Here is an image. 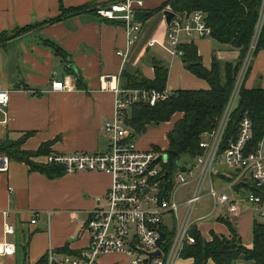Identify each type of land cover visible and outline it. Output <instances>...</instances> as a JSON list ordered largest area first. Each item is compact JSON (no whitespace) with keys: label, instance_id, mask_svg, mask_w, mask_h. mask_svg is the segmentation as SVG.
<instances>
[{"label":"crops","instance_id":"0c3cea01","mask_svg":"<svg viewBox=\"0 0 264 264\" xmlns=\"http://www.w3.org/2000/svg\"><path fill=\"white\" fill-rule=\"evenodd\" d=\"M111 1L116 0H63L66 9H86L54 24L35 27L0 46V84L11 94L8 121L0 128V142H19L22 150L32 152L48 143L49 150L58 154L106 151L109 144L103 124L114 116V89L121 84L122 72L137 71L151 81L155 76L153 61L167 68L165 90L169 93L209 89L204 80L185 68L180 57L167 49L168 26L163 11H155L167 0H142L143 7L134 15L142 28L138 40L129 49L123 24L99 18L91 10ZM165 10L173 12L169 7ZM60 13V0H0V35L56 18ZM179 15L183 26L187 14ZM152 39L156 44L148 47ZM44 40L53 41L63 49L77 74L67 70L65 62L43 44ZM178 40L179 45L192 43L202 66L208 70L214 60L223 65L239 58L238 50L210 37H199L195 32L190 37L181 32ZM126 49L128 58L123 63L116 52ZM66 79L70 80L74 91L52 89L54 80ZM244 87L264 90V50L253 58ZM132 111V108L127 110V119ZM181 118L182 114L176 113L168 122L148 126L139 139L135 138L136 147L143 151L156 148L164 152L168 147L167 134ZM35 161L45 163L46 155ZM191 161L188 156H182L180 164L185 166ZM215 167L213 173L221 180L232 178L230 173L222 172L221 166ZM111 183L109 175L94 172L66 173L50 179L31 171L25 163L11 160L8 172L0 173V243H13L17 253L0 259V264H24L23 248H27L28 264H36L46 256H52L55 263L64 256L77 257L89 244L86 231L89 214L94 208L105 206ZM193 187V183L178 187L175 199L182 202L192 193ZM181 188L186 191L178 197ZM208 201V211L191 217L192 227L205 240H209L211 232L228 237L229 229L225 221H220L223 216H209L212 202L209 198ZM183 212L182 208L179 219ZM34 215L36 224H31ZM233 217L228 216L226 221L232 222L236 240L251 249L254 213L242 209L239 217ZM199 218L203 219L198 221ZM6 222L15 226L14 234H5ZM174 227L173 217L167 215L162 231L173 233ZM191 263L192 259L180 257L174 262ZM238 263L241 264V260ZM98 264L129 262L124 255L109 254L100 257ZM207 264L215 263L208 260Z\"/></svg>","mask_w":264,"mask_h":264},{"label":"built area","instance_id":"2783aa9c","mask_svg":"<svg viewBox=\"0 0 264 264\" xmlns=\"http://www.w3.org/2000/svg\"><path fill=\"white\" fill-rule=\"evenodd\" d=\"M142 7V0H116L93 7V12L99 18L123 24L129 49L138 40L142 28L141 23L134 20L135 12ZM180 19V15L176 14L167 29V49L177 57L182 55L177 48L178 35L181 32L188 37L193 32L199 37L210 36V29L206 26L202 11L187 14V22L183 26L180 25ZM263 20L264 2L255 38ZM155 44L156 40L152 39L147 46L152 47ZM253 50L254 42L243 60L229 100L216 120L214 129L203 132L200 136L202 153L176 171L170 190L165 188L166 172L156 167L157 163H166L164 152L153 149L139 150L130 137L132 131L126 126L128 109L139 103L154 106L167 100L171 93L165 89L127 90L118 86L114 89V116L103 124V132L109 144L106 151L72 154L51 152L46 156V164L63 167L66 173H102L112 179L105 196V206L96 207L89 214L86 224L88 246L77 257L64 256L58 263L50 256L49 264H98L100 257L109 254L124 255L129 264H148V254L155 251H159V255L153 258L150 264H174L183 244L194 243L189 234L192 228L191 215L196 203L205 197L212 202L209 216H239L242 209H249L254 213L256 220H264V196L254 192V189L260 190L264 186V138L254 151L246 152V145L252 135V124L246 115L238 124L236 137L228 141V146L221 151L223 134L252 60ZM116 55L124 63L128 58V50H118ZM52 89L72 92L74 86L69 79L54 80ZM10 100V92L0 84V128L8 121ZM160 155L161 159L157 161ZM10 162L8 155L0 154V173L8 172ZM214 166L225 167L232 178L214 186L213 176L218 177L213 173ZM190 183L194 184L192 193L182 202L177 201L176 189ZM182 208L184 212L179 219ZM167 215L173 217L175 227L169 244L164 248L162 244L165 240L160 242L158 231L163 232L166 239V232L162 231L161 226ZM202 219L199 218L198 221ZM31 224H36V215L33 216ZM4 232L6 235L14 234L15 226L6 222ZM16 253L17 249L13 243H0V259L13 257Z\"/></svg>","mask_w":264,"mask_h":264},{"label":"trees","instance_id":"16d2710c","mask_svg":"<svg viewBox=\"0 0 264 264\" xmlns=\"http://www.w3.org/2000/svg\"><path fill=\"white\" fill-rule=\"evenodd\" d=\"M263 2L264 0H167L155 10L164 11L166 7H169L177 14H191L200 10L204 13L206 26L210 29L209 37L221 45H227L239 51L237 61L222 65L214 60L211 69L208 70L202 66L201 59L192 43L179 45L177 48L182 52L180 58L185 68L195 77L204 80L209 89L177 90L172 92L167 100L160 101L154 106L144 103L132 106L133 111L131 117L126 119V126L132 131L130 137L133 140L144 133L148 126L168 122L176 113L182 114V118L167 134L168 147L164 151L166 163L163 165L164 172L167 174L164 180L167 190L172 188V171L182 168L181 157L188 156L193 159L202 153L200 136L203 132L214 129L216 120L221 116L229 100L251 44L254 42L252 60L260 50H264V20L255 38ZM85 9L86 7L66 9L63 0H60L61 13L58 17L21 29L3 32L0 35V46L30 32L35 27L54 24L66 17L78 15ZM43 44L49 47L57 57H60L65 62L67 70L73 73L69 69L71 63L57 43L44 40ZM252 60L248 65L244 80L250 70ZM152 63L155 73L153 80H147L137 71L135 73L123 71L119 87L127 90H164L168 70L160 62L153 61ZM244 115L250 119L252 124V135L246 145V152H252L264 138V90L245 89L243 81L223 134L221 151L228 146V141L236 137L238 124ZM49 147L48 143L38 151H24L20 148L19 142L4 141L0 142V154H6L11 160L27 164L31 171L54 179L66 174L63 167L35 161L37 157L50 154ZM153 150L160 152L156 148ZM254 192L262 193L264 196V186L260 190L254 189ZM224 223L229 229V237L232 240L213 232L210 233L209 240H205L200 232L192 227L189 234L193 237L194 243H184L179 257L192 259L191 264H207L208 260L215 264H234L238 260H241V264H264V222L253 220L251 249H246L235 239L234 228L229 222ZM171 236L172 233H166L162 247H167ZM23 256L24 264H28L27 248H23ZM36 264H49V257H43Z\"/></svg>","mask_w":264,"mask_h":264},{"label":"rangeland","instance_id":"374dc122","mask_svg":"<svg viewBox=\"0 0 264 264\" xmlns=\"http://www.w3.org/2000/svg\"><path fill=\"white\" fill-rule=\"evenodd\" d=\"M141 135H138V136H136V138L137 139H139V137H140ZM164 159H166V156H164ZM156 167H157V169L158 170H163L164 169V166L161 164V163H157L156 164ZM216 167L214 166V168L213 169H215ZM221 169H222V172L223 173H228L227 172V170H226V168L225 167H223V166H221ZM175 175H176V171L175 170H173L172 171V175H171V177H172V181H174V179H175ZM214 178H213V184H214V186H218V185H220L222 182H224L223 180H221L220 178H218L217 176H213ZM184 191H186V189L184 188V189H180L179 191H178V197L180 196V194L181 193H183ZM251 191V190H250ZM210 204V201H208V198L207 197H205V198H203V199H201L200 201H198L197 203H196V205H195V211H194V209H193V211H192V215H191V217L194 215H199V214H202V213H205L206 211H208V209H209V205ZM236 217H239V216H234L233 218L235 219ZM229 218H228V215L226 214V215H223V217H221V219H220V221H226V220H228ZM210 220H212V219H210ZM211 222H213V221H211ZM259 222H264V220H259ZM230 224H231V226H232V222H229ZM227 239H231L232 240V238H230L229 236L228 237H226ZM234 239V238H233ZM236 239V238H235ZM234 241V240H233ZM235 264H239L238 263V261H236L235 262Z\"/></svg>","mask_w":264,"mask_h":264},{"label":"water","instance_id":"95a60500","mask_svg":"<svg viewBox=\"0 0 264 264\" xmlns=\"http://www.w3.org/2000/svg\"><path fill=\"white\" fill-rule=\"evenodd\" d=\"M163 16H164V20H165L166 25L169 27L171 20L175 17V14L171 11L165 10V11H163ZM69 69H71L72 71H74L77 74L76 67L74 65H72V64L69 65ZM160 159H161V155L158 156L157 161ZM158 235H159L160 242H164L165 234L161 231H158ZM157 255H159V251L149 253L148 254V264H150L152 259L155 258Z\"/></svg>","mask_w":264,"mask_h":264}]
</instances>
